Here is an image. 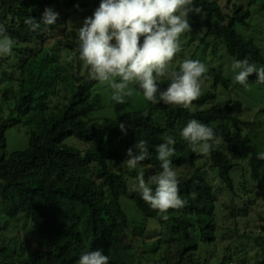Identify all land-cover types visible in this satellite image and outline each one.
<instances>
[{
    "label": "trees",
    "instance_id": "1",
    "mask_svg": "<svg viewBox=\"0 0 264 264\" xmlns=\"http://www.w3.org/2000/svg\"><path fill=\"white\" fill-rule=\"evenodd\" d=\"M100 1L96 0L97 6ZM89 2L0 0V23L15 40L12 52L21 56L16 63L19 87L4 90L3 103L0 102V213L6 221L5 229L15 223L11 232L35 236L38 244L32 251L24 243L17 250L12 239L4 237L0 241V264H77L85 250H103L110 264H207L208 256L196 254L203 250L202 244L217 240V199L207 173L197 166L201 156L192 151L180 131L188 121L196 119L212 126L223 138L208 154L212 171H217L220 183L229 192L235 191L231 173L240 163L249 170L251 180L264 187V160L257 158L259 152L250 137L228 127L235 119L233 106L231 102L216 103L217 94L213 91L201 95L189 109L161 102L96 126L84 121L79 107L89 100L92 89L100 82L90 78L88 66L79 58L78 38L70 43L67 59L71 56L79 61V71L86 65L87 76L75 78L73 93L69 91V71L75 67L59 63L61 42L43 46L63 25L67 11H87ZM193 5L201 12L190 14L191 25L199 26L203 14L209 24L216 18L222 24L221 42L231 58H247L256 66L264 65V56L254 39L242 36L235 28L237 23L246 25L248 11L238 7L228 17L215 2L193 0ZM46 8L59 13L56 24L30 31L25 18L40 20ZM261 10L264 12V3ZM211 32L209 26L206 37ZM5 63H9V58L0 56V75L6 77ZM12 78L13 74L9 80ZM214 79V88L220 84L229 86V80L220 74H214ZM168 83L167 80L160 87L166 88ZM59 98H65L66 103L49 105L52 99ZM4 105L8 106L7 115ZM207 105L211 106L204 109ZM156 114L162 116V121L155 118ZM22 122L30 127L28 148L7 155L5 134ZM120 123L126 124V135L120 130ZM166 135L175 140V155L171 157L174 166L187 171L178 178L181 196L188 204L183 209H170L164 219V214L151 208L133 190L139 169L122 168L126 166L123 161L128 158L127 150L133 148L135 152L136 141L145 140L150 154L142 162L145 177L162 171L155 146L164 142ZM71 138L91 147L82 151L67 144ZM192 192L198 193L195 199L190 196ZM124 197L134 202L142 221L129 219L121 205ZM150 219L159 228L155 232L149 228ZM255 241L261 245L264 238L257 237ZM218 264L244 263L236 261L230 249ZM258 264H264V257Z\"/></svg>",
    "mask_w": 264,
    "mask_h": 264
},
{
    "label": "clouds",
    "instance_id": "2",
    "mask_svg": "<svg viewBox=\"0 0 264 264\" xmlns=\"http://www.w3.org/2000/svg\"><path fill=\"white\" fill-rule=\"evenodd\" d=\"M200 12L193 0H101L99 8L77 29L79 58L88 66L91 79L110 85L117 104H125L135 91L130 85H136L154 105L162 102L189 109L201 95L208 68L200 60L186 58L177 70L173 61L182 51L181 36L191 31L190 14ZM58 19V12L46 8L40 20L29 16L24 22L36 32L41 25H54ZM14 44V38L0 23V56L11 55ZM231 67L235 82L246 90L253 84L264 85V66L258 68L244 58L234 60ZM253 74L258 79L250 83ZM162 78L169 81L166 88L160 87ZM119 127L126 135V124L120 123ZM180 136L193 152L203 155L223 139L212 126L196 119L187 122ZM134 149L127 150L128 158L123 161L127 168L139 169L133 190L164 214V219L170 209H183L188 200L181 196L178 171L171 159L175 155L174 137L166 135L164 142L155 146L162 171L147 178L142 163L150 157L147 141H136ZM257 158L264 160V153H258ZM197 195L190 193L192 199ZM77 264H110V258L103 250H85Z\"/></svg>",
    "mask_w": 264,
    "mask_h": 264
},
{
    "label": "rangeland",
    "instance_id": "3",
    "mask_svg": "<svg viewBox=\"0 0 264 264\" xmlns=\"http://www.w3.org/2000/svg\"><path fill=\"white\" fill-rule=\"evenodd\" d=\"M209 1L217 3L223 13L228 17H232L238 7H242L245 11H248L250 17L246 20V25L237 23L235 27L236 31L246 38L254 39L264 56V12L261 10L264 0H258L255 3H250L249 0ZM97 8H99V6L96 5V0H90L89 9L87 11H75L74 13L67 11L64 16L65 20L63 25H61L53 35L49 36L46 44L43 46L45 48L50 47L57 41H60L61 43L58 51L59 63L61 65L65 63L74 64L75 70L69 71L70 93L74 91L72 86L75 84V78L86 77L87 73L86 65L79 71L77 70L79 61L72 59L71 56L67 59L68 47L70 43L74 41L73 39L75 37L78 38L77 29L82 26L83 21L87 17L93 15ZM209 26L212 32L206 37ZM221 27V22L216 18L209 24L203 14L201 16L200 25H191V31L181 36L182 51L174 58L173 64L178 70L180 62L186 58L200 60L205 63L208 72L206 73L207 79H205L202 84L201 95L208 91H213L217 94L216 103L231 102L235 119L228 124V127L233 131L239 130L244 136L250 137L254 148L259 153H264V85L253 84L250 90H246L244 86L235 82V73L232 71L231 67L234 59L227 54L221 42ZM3 57H8L9 63H5L4 65L7 76L0 75V102L2 103L4 90H16L19 87V81L17 80L19 75L16 67H18V60L20 61L21 59V56H17L15 52H12L9 56ZM257 67L259 68L261 66ZM216 73L229 80L230 83L227 88L222 84L218 85L216 88L213 87L215 80L214 74ZM11 74H13V78L9 80ZM257 79L258 77L255 74V77H249V82L255 83ZM166 81V78H162L161 84ZM130 87H134L135 91L132 97L127 98L126 103L121 105L113 101V90L109 84L98 83L92 89L89 100L79 107L82 112V119L96 126L105 120H118L125 113L142 111L156 105L145 99L138 86L130 85ZM63 93L67 95L65 91ZM64 100L65 98L52 99L51 102L48 103L53 107L52 105L57 103H66ZM210 106L211 105H207L204 109ZM4 108L7 115L8 106L4 105ZM155 118L162 121V116L159 114H156ZM29 128L30 127L26 125L25 122H22L20 125L7 130L5 134V154L10 155L28 148ZM67 144L73 145L82 151L91 147L90 144H83L73 138L68 139ZM199 155L201 159L198 161L197 166L207 173V180L215 190V199H217L215 203V215L218 230L216 233V242L213 244H202L201 247L203 250L196 254L197 257L208 256L207 264H218L223 255L230 252V249H232V254L236 261H242L244 264H258L264 257V242H261V245H259L255 241L257 237L264 238V187H259L257 182H253L247 167H245L244 163H240L238 169H235L231 173L236 184L235 191L229 192L220 183L217 171H212L209 154ZM127 169L129 168L124 166L122 171ZM177 171L178 176L181 173L187 172L184 169H177ZM188 173L189 175L192 174L190 170ZM121 205L131 221H142L143 216L137 210L133 201L124 197L121 199ZM5 222V219L0 213V234L2 235L1 237H3L0 241H3L4 237L8 236L12 239L13 248L17 250L22 248L23 243L29 246L30 251L38 248L37 237L28 234L25 236L21 233L17 236L16 234H18V232L14 233L10 230L11 226L13 224L15 225V223L5 229ZM156 224V221L152 219L148 221L150 230L154 232L159 229ZM212 252L215 253L211 256ZM157 257H159V254ZM142 264H154V262L143 261Z\"/></svg>",
    "mask_w": 264,
    "mask_h": 264
}]
</instances>
